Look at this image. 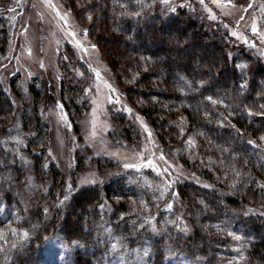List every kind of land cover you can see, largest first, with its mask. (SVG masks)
I'll use <instances>...</instances> for the list:
<instances>
[{
  "label": "trees",
  "instance_id": "obj_1",
  "mask_svg": "<svg viewBox=\"0 0 264 264\" xmlns=\"http://www.w3.org/2000/svg\"><path fill=\"white\" fill-rule=\"evenodd\" d=\"M147 1L79 0L74 10L89 22V35L100 48L109 43L103 49L118 80L128 97L139 101L160 137L189 150L194 136L198 153H186L184 160L213 188L228 193L220 196L215 189L180 182L192 233L175 246L197 264H264V216L249 214L244 206L264 199V66L242 67L218 30L182 9L171 14L148 11ZM2 33L4 42L5 27ZM177 107H182L184 118L176 117ZM13 115L12 99L0 83V203L18 211L16 221L8 220L14 228H7V220L0 217V232H7L9 241L0 240V264H44L43 245L50 234L86 244L74 255V264H100L106 223L129 244L151 233L139 206L124 202L147 194L126 174L75 187L61 203L54 193L61 174L46 164L47 127L38 121L22 158L8 144ZM114 118L125 139H137L126 115ZM47 177L54 184L48 192L43 188ZM163 206L161 202L158 209L163 211ZM229 227L247 237L241 256L228 250L233 242ZM9 229H16V235ZM156 242L152 262L163 264L164 251L156 250L162 240Z\"/></svg>",
  "mask_w": 264,
  "mask_h": 264
},
{
  "label": "rangeland",
  "instance_id": "obj_2",
  "mask_svg": "<svg viewBox=\"0 0 264 264\" xmlns=\"http://www.w3.org/2000/svg\"><path fill=\"white\" fill-rule=\"evenodd\" d=\"M0 1V20L7 32L5 41H0V83L14 105L11 131L7 137L12 150L25 158L24 153L36 133L38 121L45 124L49 133L46 164L49 168L55 167L62 177L54 188V193L61 196L60 202H64L75 187L108 181L122 174L145 189V196L129 197L124 202L139 206L151 233L143 236L139 243L129 244L110 223H106L101 235L106 249L100 255V264H154L153 244H157L156 239L162 240L156 250L163 249V264H197L184 249L175 246L179 239L192 233L191 215L185 213L186 205L177 186L187 181L215 189L220 196L228 193L213 188L209 180L184 160L186 153L189 156L198 153L195 151L198 146L196 138L190 135L189 150H184L160 137L159 129L147 119L139 101L129 98L125 84L118 80L111 59L103 49L105 45L110 47L109 43L100 48L89 35V22L75 12L74 4L79 0H51L54 8L46 0ZM249 4H252L251 8H248ZM262 5L264 0H231V3L229 0H218V3L204 0L203 4L200 0H168L167 3L149 0L146 9L167 14L179 9L187 11L209 29L218 30L231 43L230 54L238 56V64L255 70L264 66ZM213 15L215 19L211 18ZM61 16L67 23L61 20ZM254 21L258 33L252 31ZM3 28L0 25L1 36ZM233 32L238 35H232ZM94 70H98L103 80L116 89L115 93L97 80ZM97 84H100L99 92L95 87ZM110 95L113 100L119 98L120 102L109 103ZM59 105L63 106L62 109ZM181 108L174 109L179 119L185 117ZM61 113L66 114V120L60 119ZM114 114L126 115V120L135 125L137 139H125ZM94 130L95 136L92 135ZM141 152L143 160L138 155ZM161 154L164 160L159 159ZM149 159L162 174L152 167H124L127 163H143ZM164 168L167 172L163 171ZM85 180L90 182L82 183ZM166 185L170 187L164 191ZM53 186V180L47 177L43 188L48 192ZM161 202L163 211L158 209ZM169 204L171 208L167 207ZM244 206L247 213L264 216V199ZM0 217L7 220V228H14L8 220L16 221L18 211L14 206L0 203ZM226 230L233 239L228 250L233 256H241L248 244L247 237L230 227ZM43 246L44 264H74L76 252L86 248L83 241L67 240L61 234H50Z\"/></svg>",
  "mask_w": 264,
  "mask_h": 264
},
{
  "label": "snow or ice",
  "instance_id": "obj_3",
  "mask_svg": "<svg viewBox=\"0 0 264 264\" xmlns=\"http://www.w3.org/2000/svg\"><path fill=\"white\" fill-rule=\"evenodd\" d=\"M46 2H48L51 7H53V8L55 7V5L51 3V0H46ZM164 2L167 3L168 0H164ZM200 2L203 4L204 0H200ZM213 3H218V0H213ZM229 3H231V0H229ZM251 7H252V4H249L248 8H251ZM261 8H262V11H264V5H262ZM244 10L247 11V9H244ZM60 18H61V20H64L65 23H67V20H66V18L64 16H61ZM211 18L215 19L216 17L213 15ZM241 19H243V17H241ZM252 31L253 32H257V33L259 32L258 26L255 23V21L252 24ZM72 35H75V33H72ZM232 35L235 36V35H238V33L233 32ZM245 42H247V41H245ZM77 44H78V46L83 48L82 44H80L79 42H77ZM253 46H255V45H253ZM93 47H95V46H93ZM84 51H87V49L85 48ZM30 54H31V51L29 49V55ZM262 54H264V53H262ZM41 66L43 67V64H41ZM94 71L96 72L97 80L101 81V83L104 85V87L108 88L110 90V92L115 93L116 89L113 88L110 83H108L107 81L103 80V78L100 75V72L98 70H94ZM95 87L97 88V91L99 92L100 84L95 85ZM209 99H211V98H209ZM108 102L109 103H113V102L119 103L120 101H119V98H116L115 100H113V97L110 95V96H108ZM59 107L62 109L63 106L59 105ZM128 111H131V109H129ZM60 119L61 120H66V114L61 113ZM141 124H143L145 130L148 131L149 136H151V131L147 128V125L144 124L142 119H141ZM92 135L93 136L96 135L95 130L93 131ZM261 139L264 140V137H261ZM190 143H192V142H190ZM249 143H253V142L249 141ZM144 151H147V148H145ZM138 155L140 156L141 160H143V152L139 153ZM159 159L164 160L163 154L160 155ZM124 167L125 168H137V169L141 168V167H152V168H155V170L157 171L158 174H162L161 173V169L151 159H149V160H147L146 162H143V163H127V164L124 165ZM163 171L167 172V168H164ZM86 182H90V181H88V180L82 181V183H86ZM168 187H170V185H166L165 188H164V191H167ZM161 195H163V192L161 193ZM65 199H67V196L65 197ZM61 203H62V201H61ZM167 207L171 208L172 205L169 204ZM9 231L12 233V235H16V232H17L16 229H9ZM23 235L25 237H27L28 233L24 232ZM7 237H8V233L7 232H0V240L3 241V244H7L9 242ZM235 239L239 240L240 237H235ZM12 247H16V245L12 244ZM113 249L115 250V245H113ZM3 250H4L3 245H0V251H3Z\"/></svg>",
  "mask_w": 264,
  "mask_h": 264
}]
</instances>
